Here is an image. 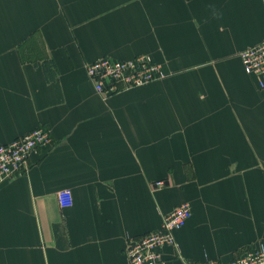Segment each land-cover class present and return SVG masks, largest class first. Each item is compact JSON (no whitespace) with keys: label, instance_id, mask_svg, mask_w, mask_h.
I'll return each instance as SVG.
<instances>
[{"label":"crops","instance_id":"crops-1","mask_svg":"<svg viewBox=\"0 0 264 264\" xmlns=\"http://www.w3.org/2000/svg\"><path fill=\"white\" fill-rule=\"evenodd\" d=\"M263 40L264 0H0V144L54 139L0 181V264H129L128 238L183 202L160 264L264 245V88L239 55ZM138 55L167 75L95 89L88 62Z\"/></svg>","mask_w":264,"mask_h":264},{"label":"built area","instance_id":"built-area-1","mask_svg":"<svg viewBox=\"0 0 264 264\" xmlns=\"http://www.w3.org/2000/svg\"><path fill=\"white\" fill-rule=\"evenodd\" d=\"M240 58L245 72L257 80L264 88V40L242 50ZM88 75L93 80L99 93L113 94L120 90L139 86L161 79L167 75L159 62L150 56L138 55L133 59H114L103 56L86 64ZM54 139L45 126H37L28 132L0 144V181L12 180L30 167V159L38 149L52 146ZM164 180H158L156 186H163ZM61 206L73 203L71 188L58 191ZM192 209L188 202L177 205L164 218L158 230L149 231L139 236L129 237L125 253L129 264H160L164 261L161 249L164 246H176L175 231L182 228L191 217ZM198 264H264V245L246 247L236 253L229 261L206 258Z\"/></svg>","mask_w":264,"mask_h":264},{"label":"trees","instance_id":"trees-1","mask_svg":"<svg viewBox=\"0 0 264 264\" xmlns=\"http://www.w3.org/2000/svg\"><path fill=\"white\" fill-rule=\"evenodd\" d=\"M48 81H53L57 77V68L53 59L45 58L42 62ZM158 80V79H157ZM154 81V80H153ZM151 82V81H150ZM148 83V82H147ZM145 84V83H144ZM143 85V84H142ZM140 86V85H139Z\"/></svg>","mask_w":264,"mask_h":264}]
</instances>
